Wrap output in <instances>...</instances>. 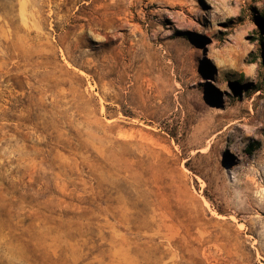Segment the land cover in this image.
<instances>
[{
  "label": "rangeland",
  "instance_id": "374dc122",
  "mask_svg": "<svg viewBox=\"0 0 264 264\" xmlns=\"http://www.w3.org/2000/svg\"><path fill=\"white\" fill-rule=\"evenodd\" d=\"M0 264H264V0H0Z\"/></svg>",
  "mask_w": 264,
  "mask_h": 264
}]
</instances>
